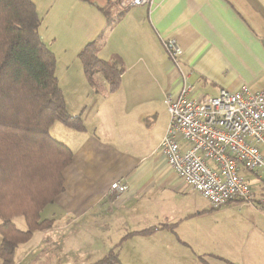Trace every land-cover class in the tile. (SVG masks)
I'll use <instances>...</instances> for the list:
<instances>
[{"label": "crops", "instance_id": "crops-1", "mask_svg": "<svg viewBox=\"0 0 264 264\" xmlns=\"http://www.w3.org/2000/svg\"><path fill=\"white\" fill-rule=\"evenodd\" d=\"M118 1L33 0L39 37L55 56L67 111L80 116L85 127L81 133L58 122L50 128L73 157L62 173V193L41 212L52 226L36 232L48 235L52 250L53 237L68 231L113 230L118 237L106 241L108 253L124 235L153 227L120 245H142L146 264H162L152 254L165 249L206 256L215 250L216 210L177 178L158 151L169 123L165 97L183 85L161 40L173 38L180 47L181 70L194 97L238 91L252 81L247 72L264 65V0H152L150 7L122 14ZM90 42H96L100 59L121 61L116 91L100 73L93 85L87 82L78 53ZM259 148L264 158V147ZM113 182L124 192L110 191ZM251 190L253 205L231 202L220 210L238 213L246 229L244 249L257 259V251L264 250V205L259 204L264 190L259 195Z\"/></svg>", "mask_w": 264, "mask_h": 264}, {"label": "trees", "instance_id": "trees-1", "mask_svg": "<svg viewBox=\"0 0 264 264\" xmlns=\"http://www.w3.org/2000/svg\"><path fill=\"white\" fill-rule=\"evenodd\" d=\"M40 23L33 0H0V264H15L16 248L52 226L41 212L62 193V173L73 153L50 135V128L58 122L85 131L80 116L67 111L55 56L39 37ZM78 60L90 85L100 73L111 92L118 89L124 68L117 57L100 59L96 42H90ZM17 217L24 229L14 222ZM116 248L92 264H118Z\"/></svg>", "mask_w": 264, "mask_h": 264}, {"label": "built area", "instance_id": "built-area-1", "mask_svg": "<svg viewBox=\"0 0 264 264\" xmlns=\"http://www.w3.org/2000/svg\"><path fill=\"white\" fill-rule=\"evenodd\" d=\"M152 5V0H119V12ZM161 45L183 85L165 97L169 123L158 147L169 168L185 185L217 210L231 202L253 205V194L241 172L264 174V90L252 93L220 90L214 97H194L181 70L182 51L173 38ZM110 191L122 193L119 182ZM260 205H264V198Z\"/></svg>", "mask_w": 264, "mask_h": 264}, {"label": "rangeland", "instance_id": "rangeland-1", "mask_svg": "<svg viewBox=\"0 0 264 264\" xmlns=\"http://www.w3.org/2000/svg\"><path fill=\"white\" fill-rule=\"evenodd\" d=\"M247 74L252 79L251 82L246 84L248 90L252 93L263 91L261 89H264V65L254 67V70L248 71ZM245 78L248 80L247 76ZM206 94L214 96L212 92H207ZM241 175L247 178L256 195H259L262 189L264 190V178L258 179L255 175L243 171ZM220 209L213 211L216 213L213 219L216 227L214 228L215 250L212 253L206 256L199 255L194 257L190 251L185 249H179L178 251L165 249L154 252L152 254L153 260L159 259L162 264H194V262L195 264H242L243 260L247 264L264 263L262 260L264 259V250L257 251L258 257L255 259L247 252L248 247L244 249L243 242L247 239V236L245 238L246 229L242 227L241 223H238V213H225ZM14 222L19 228L24 229L25 225L22 218L17 217ZM85 231L78 234L68 231L61 236H54V246H52L54 248L52 250H49L50 248L47 244L48 235L44 236L42 233L35 231L27 242L20 244L16 248L14 253L15 264H92L106 253L105 249L108 245L105 244L106 241L110 239L113 241L118 237L113 230L96 229L97 232L93 230ZM124 239L125 235L121 240L117 241V248L115 247L116 245L113 246V249L116 248L118 251V264H124L123 260L129 264H146L142 257V254L146 253L143 246L138 245L132 248L130 244L120 245ZM102 244L106 246H102ZM120 253L123 254L122 257H120ZM148 261L151 264H156L151 260Z\"/></svg>", "mask_w": 264, "mask_h": 264}]
</instances>
